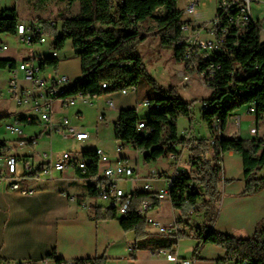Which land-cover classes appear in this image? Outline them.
<instances>
[{
	"label": "trees",
	"instance_id": "obj_1",
	"mask_svg": "<svg viewBox=\"0 0 264 264\" xmlns=\"http://www.w3.org/2000/svg\"><path fill=\"white\" fill-rule=\"evenodd\" d=\"M69 6L79 5L74 16L60 17L61 31L53 33L54 47L57 51L64 48L67 41L76 52L80 62L81 78L66 87L60 98L81 93L85 96H101L122 90H134L145 72L142 57L136 50V44L145 36L141 24L153 21L158 26L161 43L173 48V57L177 62L183 61L184 46H178L181 37L182 13L178 8L179 0H65ZM162 11V15L157 13ZM233 13V10L228 11ZM222 18L221 27L228 30L220 52L209 60L199 62L200 69L210 64L219 69L210 83L211 95L203 101L200 111L201 121L207 126L210 138L185 140L179 136L177 122L180 118H190L191 105L181 97L171 93L157 99L144 98L148 101L150 112L148 118L138 116L137 109H124L114 125L115 140L122 145L131 146L142 155L145 164L167 159L170 154L178 155L177 147L184 146L190 150L189 170H184L175 184L172 194V206L183 216L193 208L196 214H202L203 223L192 231L197 241L195 252L203 245H214L224 251L219 263L264 264V220L258 224L250 238L238 239L231 235L217 232L213 224L217 219L221 198V156L227 152L241 155L246 181L245 195H254L264 191V177L256 174L264 168V141L253 137L243 140L237 137L223 136L230 116L240 110L255 108V116L260 119L264 114V40L261 39V26L251 21L244 30L232 27L225 18V12L216 10ZM19 17L15 9L0 11V36L16 35ZM47 30L53 26H47ZM59 59L43 56L41 69L57 70ZM183 63V62H182ZM15 61L0 60V70H12ZM199 75V74H198ZM107 84L106 89L101 85ZM141 102V104H142ZM157 105L159 109L152 106ZM145 122L151 129L148 136H142L137 129L139 122ZM219 132V134H218ZM214 141L213 156L208 157ZM32 147L33 139L25 140ZM6 143L0 142V154ZM94 151H87L85 156H92ZM98 174V160L93 158L87 166L84 177L95 179ZM97 181L88 185L89 197L97 199ZM148 194H135L129 212L124 216L116 214L115 209H102L91 206L90 213L95 218L117 220L125 232H132L137 238L134 250L151 252H168L174 256L180 240L191 236L179 231L165 238L147 237L146 219L137 213L141 202L148 199ZM178 221V225H181ZM183 224L187 225V222ZM56 264L62 262L54 258ZM104 258L79 260L76 264H105Z\"/></svg>",
	"mask_w": 264,
	"mask_h": 264
},
{
	"label": "crops",
	"instance_id": "obj_2",
	"mask_svg": "<svg viewBox=\"0 0 264 264\" xmlns=\"http://www.w3.org/2000/svg\"><path fill=\"white\" fill-rule=\"evenodd\" d=\"M52 0L47 2L50 4ZM185 0H179L178 4L184 5ZM65 8L67 16L71 14L74 16L79 11V5L75 3L69 6L66 1ZM260 6L251 5V16L254 21L261 24L260 14L254 12L256 7L264 8V0H254ZM19 0H0V11L6 9H15L18 14ZM45 6L47 9L48 6ZM218 0H198L197 11L194 17L189 21L192 25L198 26L210 22L216 15ZM60 12V11H59ZM55 14H58L56 12ZM61 14H64L63 12ZM19 23L28 24L30 22H37L42 29L47 26H53L55 22L47 25L44 22L37 20L25 21L19 14ZM60 20V18L58 19ZM143 25H141L142 27ZM43 32V31H42ZM142 34H146L143 33ZM150 33H147L148 35ZM54 40L52 41L53 44ZM17 43L15 36L1 35L0 36V60L15 61L16 64L29 58L34 52L36 56H45L46 51L39 50H24ZM5 47L6 50H2ZM78 64V65H77ZM184 70V69H183ZM176 80L178 81V75ZM57 72H61L68 77L80 75V62L77 58L71 61H60L57 66ZM47 76L54 74L53 70L45 72ZM0 76L4 82L3 87L0 85V98L7 97L2 89L7 87L9 79V70L1 69ZM19 86L21 89H27L30 86L19 75ZM197 81L203 87L198 78ZM181 85V90H186L192 85ZM204 88V87H203ZM206 89V88H205ZM9 95V94H8ZM10 101H13L10 98ZM92 103L88 106L80 102L79 105H74L71 108H63L60 101H56L53 105L51 120L55 124H59L62 119L70 120V124L77 129L89 134V139L85 142H77L72 139H67L57 134L56 132H49L44 125L40 127L37 133H29L28 129L24 132L28 135H18L17 140L9 142L7 145L12 146L19 140H40L50 150L58 142L61 136L64 140H69L72 143L78 144L79 152H70L71 154L83 155L84 152L101 149L105 155L108 156L109 163L113 166L117 160L122 159L128 161V164L135 169L137 177L134 180H125V191H132L135 194H146L143 186L151 183L154 190L164 188L167 178L174 173V164L169 159H165L171 163L173 168L172 173H168L165 166L161 165L158 171L159 179L151 180L150 173L155 171L154 168H148L146 164L143 166L145 171L141 170L138 164L139 153L131 146L123 145V150L117 152L114 149H108L107 143L115 141L114 125L116 124L119 112L124 109L136 108L138 116L140 111L145 108L139 98L138 93L129 92L123 95L121 92H114L93 98ZM203 101L195 100L191 105L192 114L190 118H185L184 121L189 124L188 128L182 130L179 136L182 139H209L210 133L207 129V134H201L195 128V123L200 117ZM14 102V101H13ZM108 102H112L113 109L108 107ZM15 104V103H14ZM16 106V105H15ZM17 107V106H16ZM18 108V107H17ZM26 110V109H25ZM25 112V111H24ZM14 111L6 113L4 116H11L8 124L18 121L24 114ZM89 115L92 117L89 118ZM102 116L103 120L99 121L98 117ZM179 121V120H178ZM201 121V118H200ZM202 122V121H201ZM178 123V122H177ZM203 123V122H202ZM204 124V123H203ZM205 125V124H204ZM259 130L258 137L264 140V114L260 119H257L255 114H250L247 109H240L234 112L229 120L226 130L223 134L225 138L237 137L243 140H251L254 134L250 131L253 127ZM205 127H207L205 125ZM6 128V126H5ZM178 128V126H177ZM41 129H43L41 131ZM7 131V130H6ZM179 133V131H178ZM12 134V133H11ZM34 134V135H33ZM16 136V134H12ZM21 136H24L23 139ZM46 140H49L48 144ZM101 140V141H99ZM99 141V142H98ZM2 142L7 143L5 140ZM37 143V142H36ZM30 147L33 149L36 145ZM14 148L11 152H5V155L14 154L18 157V171L22 172L24 161H29L32 158L34 161L35 155L32 151L27 149ZM36 149V147H35ZM44 150L41 152V161L33 166L39 167L41 164L50 163L45 159L52 158L46 154ZM178 158L181 162L182 158H186L188 163L190 157V150L184 146H178ZM48 156L49 158L45 157ZM141 155V154H140ZM142 156V155H141ZM213 156V149L210 148L208 157ZM60 155L57 153L53 159L58 160ZM166 162V163H167ZM221 182L220 192L221 198L218 207L217 219L213 224V228L220 233L231 235L238 239L250 238L254 235L256 227L264 220V191H260L254 195H245L246 181L244 175V168L241 155L235 152H227L221 156ZM189 166V164H188ZM104 167L98 164V176L101 177V169ZM150 167V166H149ZM180 167V166H179ZM180 169H183L180 167ZM184 170V169H183ZM189 170V168H188ZM257 178L264 177V168L257 174ZM28 185L32 193L21 195L17 192L11 191L9 183L5 181L0 182V261L9 264H19L26 260H48V264H56L54 258L61 261H79L89 260L92 258H104L105 264H183L188 261L190 264H235L233 262L219 263L218 261L224 257V251L214 245H203L198 252H195L197 241L191 236L192 231L200 227L203 223L202 214H196V217L187 222V225L181 223L179 230L175 233L166 235L171 236L177 234L179 231H184L191 236L188 239L180 240L175 248L174 256L168 252L155 253L148 250H134V243L137 241L136 236L132 232H125L117 220L99 219L95 218L90 213V207L97 205L102 209L107 208V205L100 202L98 199H91L89 197L88 185L81 171L75 168H69L63 172L51 171L50 176L40 178H29ZM150 216L161 222L165 227L169 228L172 224L177 223L180 219L181 213L176 216L174 208L169 202L155 203L154 209L150 211ZM149 227L147 226V229ZM177 228V227H176ZM146 229V232H147ZM177 232V233H176Z\"/></svg>",
	"mask_w": 264,
	"mask_h": 264
},
{
	"label": "built area",
	"instance_id": "obj_3",
	"mask_svg": "<svg viewBox=\"0 0 264 264\" xmlns=\"http://www.w3.org/2000/svg\"><path fill=\"white\" fill-rule=\"evenodd\" d=\"M254 0H218L217 8L225 12L223 18L234 28L244 30L247 25L254 21L251 16V4ZM198 0H185L184 5L180 8L182 13L181 37L177 42L178 46H184L183 64L184 70L178 75V82L183 85H190L192 74H202V83L205 88L211 90L210 83L214 79L215 72L219 67L210 64L205 69H200L199 62L209 60L217 52H220L224 39L228 35V30L221 27L222 18L216 14L214 18L205 24L194 26L189 21L194 17L197 11ZM233 10V13L228 11ZM16 41L18 44H25L34 46L36 44H45L47 41L43 36L42 28L37 22H30L28 24L19 23L16 27ZM2 50H6L5 47ZM50 58L58 59V51L54 47V43L49 47L46 54ZM43 63V56H36L34 52L30 57L16 65L12 70H9V79L7 81L8 94L14 101L18 108L25 107L26 110L18 121L6 125V130L12 134L21 135L22 131L18 128L19 124L34 125L35 123L44 125L49 132H56L64 138L72 139L77 142H85L89 139V134L72 126L68 119L64 118L59 124H55L51 120L53 105L56 101H60L63 108H70L80 102L85 105H90L92 99L98 97L85 96L78 93L73 96L60 98L61 93L65 90V85L73 83L69 77L59 74L54 70V75L43 76L41 69ZM19 75L30 86L27 89H21L19 86ZM107 84H102L101 88L106 89ZM134 91V90H133ZM132 91V92H133ZM126 95L130 90L120 91ZM142 105L150 110L148 101L142 102ZM108 107L113 109L112 102H108ZM153 108L159 107L157 105ZM204 104H202V109ZM250 114H255V108L248 109ZM99 121L103 120L102 116L98 117ZM138 131L142 136H148L151 129H147L145 122L141 121L137 124ZM254 137H258L259 130L253 127ZM264 132V129H263ZM219 134V132H218ZM259 138V137H258ZM264 141V140H263ZM35 141H33V145ZM213 148L214 141L210 142ZM30 147L25 140H19L14 145H5L3 154H0V182L5 181L9 183L11 191L17 192L21 195L32 193L28 185L29 178H40L42 176H50L51 171L63 172L69 168H75L81 171L82 175L86 174L87 166L91 163L94 157L97 158L98 164L104 165L101 169V177L97 175L95 179L90 176L84 177L88 183L93 181L98 182L97 199L106 204L108 208H113L119 216L126 215L130 210L131 202L134 200L135 192L125 191L120 188L119 183L125 180H134L137 177V172L132 168L128 161L119 159L115 165L109 163L108 157L101 149L94 150L92 156L71 154L70 152H63L59 159L53 164L45 163L39 167L33 166L29 161H24L22 172L18 171L19 159L12 154V159H5V152H11L14 148L24 149ZM123 150V145L119 143L116 147L117 152ZM45 157H48L45 155ZM169 159L174 164V173L167 178L164 188L154 190L151 184L147 183L143 186V190L149 195L148 199L143 200L137 209V213L146 219L148 227L157 229H171L170 226L165 227L161 222L150 216V211L154 209L155 203L169 202L172 205V194L176 182L179 180L184 170L180 169V160L178 155L170 154ZM151 180H158L160 177L155 172L150 173ZM195 210L191 208L188 215H194ZM177 233V232H176ZM176 235V234H175ZM159 253H163L160 251ZM0 264H9L1 262ZM19 264H48V260H26ZM59 264H76V261H62ZM183 264H190L188 261Z\"/></svg>",
	"mask_w": 264,
	"mask_h": 264
},
{
	"label": "rangeland",
	"instance_id": "obj_4",
	"mask_svg": "<svg viewBox=\"0 0 264 264\" xmlns=\"http://www.w3.org/2000/svg\"><path fill=\"white\" fill-rule=\"evenodd\" d=\"M49 0H19L18 4V14L19 16L24 19L25 21H31V20H37L40 23L44 22L45 24L49 25L51 22L54 23V30L52 32L51 29L47 30L42 29L43 31V36L46 39V43L41 45V44H36L34 46H28L25 44H20L21 48L24 50H39V51H46L47 49L49 50V47L52 45L53 41V33H60L61 31V22L58 20L62 16H67V10L65 8V0H52L50 4L47 5V2ZM48 6L47 9H45V6ZM182 4H178V7H181ZM252 6H260L257 3L251 4ZM78 6V4H77ZM257 10H254V12L259 13L261 18V24L264 25V8L261 10V7H256ZM60 11V12H59ZM58 12V14H55ZM64 14H61V13ZM66 12V13H65ZM159 16L163 14L162 11H159L157 13ZM68 16H71L68 15ZM143 25L141 27V31L143 33H150L148 35L144 34L145 38L142 42L136 44V50L138 51L139 55L142 57L143 60V66L145 68L144 74L141 76L138 85H137V93L139 95L140 99L144 98H151V99H157L160 97H167L171 93H175L179 97L182 98V100L190 105L195 100H205L208 99L211 95V91L209 89H205V85L201 82L199 79L198 74H192V85L189 86L186 90H181V84L176 80V74L179 70H183L185 68L184 64L182 62H177L174 57H173V48L170 46H165L161 43V37L157 33L158 32V26L151 20L141 24ZM261 39L264 40V29L262 28L261 31ZM48 51L46 52V54ZM58 59L60 61H71V60H76L77 62V56L75 50L72 48L71 44L69 41L66 42L64 48L60 51H58ZM78 65V64H77ZM59 74H62L61 72H58ZM81 76L74 75L69 77L70 81L73 82L72 84L78 82L80 80ZM197 78L200 82V84L204 87H201L197 81ZM4 79L1 78L0 76V85L3 87ZM3 84V85H2ZM5 88L2 89V92L5 94L7 93L8 87L4 86ZM167 89H171V93H166ZM134 92V91H133ZM7 97H1L0 98V142L5 140L8 144L9 142H13L17 140L15 137H19L18 135L14 136L12 135L9 131H6L5 126L8 124V121L10 120L11 116L5 117L4 115L6 113H11L14 111H18V113H22L25 111V107L17 108L14 104L13 101H10V95H6ZM79 105V103L76 104V106ZM89 106V105H88ZM71 108V107H70ZM149 112L142 110L140 111L139 117L142 119L148 118ZM198 116V121L195 123V128L197 131H200L201 128L202 130L200 131L201 134H207V127L200 121V117L198 115V112L196 113ZM92 116L89 115V118ZM185 118H180L177 126H178V131L179 134H182V130L184 128H188L187 121H184ZM70 121V120H69ZM187 122V123H186ZM71 123V122H70ZM18 128L22 131V134L28 135L24 132V129H28L31 133H37L40 127H43L41 124L35 123L34 125H26L24 123L17 125ZM43 129H41L42 131ZM34 135V134H33ZM24 136H21L22 139ZM101 141V140H99ZM98 141V142H99ZM37 142V143H36ZM49 140H46V143L48 144ZM36 149L35 147L31 149L28 147L30 151H32L35 155L33 163L36 165L38 164L42 159H41V152L46 150V145L41 143L40 140L35 141ZM108 149H112L114 152V149H116L117 145L115 141H112L111 144L107 143L106 144ZM80 147L78 144L72 143L69 140H64L60 136L58 139V142L53 146L50 152V150L47 148L46 154L49 156L50 153L55 155L58 153L61 155L64 151L63 150H69L71 152H79ZM66 152V151H65ZM53 155L51 160L50 159H45L46 162L51 161V164L55 162V159H53ZM107 156V155H106ZM108 157V156H107ZM49 158V157H47ZM30 163H32V158L29 159ZM165 159H160L156 163H151V164H146L148 165V168H154L155 172L158 173V171L161 169V165L165 166V169H167L168 173H172L173 168H171L172 164L167 162ZM138 164L141 170L145 171V168L143 167L145 165L142 156L139 154V159H138ZM171 164V166H170ZM150 166V167H149ZM180 167L183 168L184 170H188L189 166L188 163L186 162V158H182L180 162ZM173 174V173H172ZM125 181H121L119 183L120 188L125 190ZM151 184V183H150ZM189 212V211H188ZM188 212L186 213V216H183L181 214V217L179 220H177V223L175 225L172 224V227L175 228L176 230H179L178 227V221H181L182 223L184 222H189L193 220L196 217V213L194 215H188ZM174 213L176 216L180 214L181 212L179 210L174 209ZM195 220V219H194ZM177 227V228H176ZM178 234V233H177ZM147 237H159V238H165L167 237L166 235L169 234H160L158 231H156L154 228L149 227L147 229Z\"/></svg>",
	"mask_w": 264,
	"mask_h": 264
},
{
	"label": "bare ground",
	"instance_id": "obj_5",
	"mask_svg": "<svg viewBox=\"0 0 264 264\" xmlns=\"http://www.w3.org/2000/svg\"><path fill=\"white\" fill-rule=\"evenodd\" d=\"M46 72V71H45ZM43 71V76H47L46 73ZM54 75V74H53ZM199 79L202 81V74H199ZM72 83H69L68 85H65V88L70 86ZM204 84V83H203ZM205 85V84H204ZM154 109H159V107H156ZM251 134H254V130H251L250 131ZM5 159H12V156L11 155H5ZM156 231H158V233L160 234H173L175 233L174 230H171V229H157V228H154Z\"/></svg>",
	"mask_w": 264,
	"mask_h": 264
}]
</instances>
